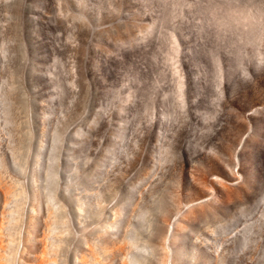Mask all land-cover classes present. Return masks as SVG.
Wrapping results in <instances>:
<instances>
[{"label": "rangeland", "instance_id": "obj_1", "mask_svg": "<svg viewBox=\"0 0 264 264\" xmlns=\"http://www.w3.org/2000/svg\"><path fill=\"white\" fill-rule=\"evenodd\" d=\"M0 218V264H264V0H0Z\"/></svg>", "mask_w": 264, "mask_h": 264}, {"label": "bare ground", "instance_id": "obj_2", "mask_svg": "<svg viewBox=\"0 0 264 264\" xmlns=\"http://www.w3.org/2000/svg\"><path fill=\"white\" fill-rule=\"evenodd\" d=\"M45 118H46V113L45 112H42L41 115H40V124H41V128H40V133H41V140L43 142L44 140V137L47 136V128L45 127ZM40 143V145L38 146L37 150H36V153L34 155V183L36 184V182H38V184H41V186L45 185L43 182L40 181L39 177H38V170L40 169L41 167V153H42V149L43 147L45 146L44 143ZM49 150V149H48ZM34 184V185H35ZM38 186V185H37ZM5 192V191H4ZM65 194H68L67 192H64ZM87 194L86 193H82V194H79V195H75L74 198H73V201L75 203V208L78 212H84L85 208H87V203H86V198H87ZM71 198V197H70ZM1 219V218H0ZM108 227V226H107ZM109 227L111 229H114L116 228L115 224L112 223L109 225ZM129 238L131 239V243L133 245V248L134 250L135 249H138L140 250V247L137 246V242H136V237H134V235L131 233L130 235L128 234ZM31 233H30V230H28V232L26 233V236L24 238V240L26 241V244H28V242L31 240ZM176 238V237H175ZM45 244V243H44ZM22 253V252H21ZM43 253H44V249L43 247L40 248L39 250V255L36 257V260H35V264H46L45 262V258H43ZM83 258L85 256H82ZM130 259H131V262L133 264H137V254L135 253V251L131 252L130 253ZM20 259V258H19ZM81 260V258H80ZM85 260V259H84ZM1 261V260H0ZM20 261V260H19ZM48 261V260H47ZM83 261V260H81ZM122 264V263H121Z\"/></svg>", "mask_w": 264, "mask_h": 264}]
</instances>
